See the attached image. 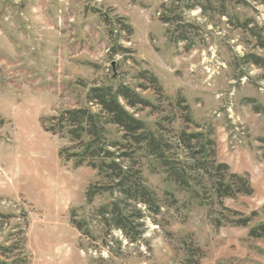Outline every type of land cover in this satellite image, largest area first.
<instances>
[{
  "label": "rangeland",
  "instance_id": "obj_1",
  "mask_svg": "<svg viewBox=\"0 0 264 264\" xmlns=\"http://www.w3.org/2000/svg\"><path fill=\"white\" fill-rule=\"evenodd\" d=\"M199 1L216 10L184 11L195 26L187 50L161 21L177 0H0L1 262L264 264V238L249 237L264 225V62L245 59L264 61V50L234 25L264 29V0H227L225 16L222 0ZM144 71L169 102L186 100L199 127L190 132L212 134L217 161L248 176L254 194L224 200L245 217L257 213L247 227L217 228L228 212L154 172L143 151L125 157L112 147L118 128L97 139L73 115L93 87L137 89ZM138 92L164 110H130L151 129L175 114L152 89ZM177 116L172 128L181 130ZM134 177L155 194L159 214L142 203Z\"/></svg>",
  "mask_w": 264,
  "mask_h": 264
},
{
  "label": "trees",
  "instance_id": "obj_2",
  "mask_svg": "<svg viewBox=\"0 0 264 264\" xmlns=\"http://www.w3.org/2000/svg\"><path fill=\"white\" fill-rule=\"evenodd\" d=\"M185 1L186 4L180 13L178 12L181 9L180 0H177L176 6L174 4L169 6L170 8L163 6L164 14L161 16V21L170 27L168 34H170L171 42L175 44L185 43L187 50H190L194 45L192 31L195 30V26L185 21L184 11L198 9L206 13L216 9L212 4L204 5L199 0ZM226 1H221L220 8L221 14L224 16ZM234 1L244 4V1L241 0ZM234 25L250 32L257 41V47L264 50V29L255 26L252 21H246L240 25L235 20ZM251 25L255 27H250ZM123 30L131 34L129 26L124 25ZM245 59L248 64L263 66L264 61L257 55H249ZM138 78L140 82L145 84H139L137 89H132L123 84L116 88L113 86L93 87L87 94L88 107L78 110L73 115L87 127L90 135L97 139H100L101 134L105 133L107 126L118 128L122 134V140L113 143L112 147H120L125 150V157L131 158L132 152L143 151L144 155L153 163L154 172L162 171L178 189L189 192L201 204L218 206L228 212L230 216L213 220L217 228L226 224L235 227H247L253 217L257 216V213L254 212L251 217H245L240 212L225 208L224 200H236L240 197L252 196L254 189L248 176L232 173L227 164L217 161L216 143L211 133L190 132L192 126H195L196 129L199 127L194 124L190 107L185 99L178 98L177 101L169 102L158 79L148 71L140 73ZM151 89L161 102H169L168 105L175 112L172 116L163 118L161 122H156L153 129L130 111L137 109L150 110L152 113L164 111L160 106L144 98L138 92V90L146 92ZM260 111V108L256 107V112L260 113ZM177 113H180L185 126L181 130L172 128L178 119ZM133 179L132 182L136 186L137 194L142 203L155 214H159L161 209L155 194L141 185V179L139 181L135 177ZM249 237L264 238V225L253 228ZM0 264H7V262L0 261Z\"/></svg>",
  "mask_w": 264,
  "mask_h": 264
}]
</instances>
